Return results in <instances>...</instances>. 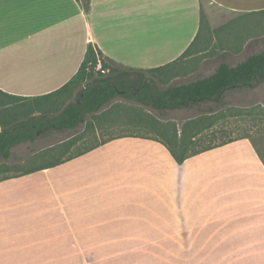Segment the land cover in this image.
Returning a JSON list of instances; mask_svg holds the SVG:
<instances>
[{
  "label": "crops",
  "instance_id": "1",
  "mask_svg": "<svg viewBox=\"0 0 264 264\" xmlns=\"http://www.w3.org/2000/svg\"><path fill=\"white\" fill-rule=\"evenodd\" d=\"M208 1L230 21L264 13V0ZM201 11L199 0H90L88 10L82 0H0V101L60 89L88 45L121 67L170 64L194 42ZM248 34L230 54H246L249 42L252 50L256 33ZM37 168L0 181V264L189 261L198 253L264 264V162L248 139L177 164L157 141L121 137Z\"/></svg>",
  "mask_w": 264,
  "mask_h": 264
},
{
  "label": "trees",
  "instance_id": "2",
  "mask_svg": "<svg viewBox=\"0 0 264 264\" xmlns=\"http://www.w3.org/2000/svg\"><path fill=\"white\" fill-rule=\"evenodd\" d=\"M82 3L84 9L88 10L90 0H82ZM227 25L220 28H225ZM214 32L210 31L201 11L200 29L192 45L176 61L149 70L118 66L108 59L104 60L100 51L88 45L77 73L60 89L30 99L11 97L13 103L20 102L15 108L10 107L9 103L6 107L5 101H0L2 108L0 109L2 128L0 130V160L8 161L12 154L11 150L22 143H34L39 137H49L53 133L75 131L85 124L84 133L45 151V153L49 152L48 155L52 160L44 164V168L57 166L121 137H141L157 141L169 151L177 164H182L190 157L236 140L248 139L264 162V154L257 148L253 137L249 134L252 129L235 126V124L231 126L233 123L229 121L230 118L242 116L239 110L226 107L228 97L254 91L264 85V49L247 56L236 66H230L225 62L219 63L210 75L185 84L160 88L152 78L145 75L146 73H149L151 77L159 75L160 81L176 76L178 72L173 71L178 66L193 54L200 56L206 50L204 47L208 48V37ZM97 55L101 58L102 67L108 70L105 75L94 71ZM117 99L158 113L165 110L198 109L202 105L208 108L202 114L185 122L179 133L176 126L172 124L164 125L152 117L135 114L129 117L127 115L122 123L144 131L146 136L117 134L112 131V128L115 123H121V119L110 120L114 114L107 113V107ZM32 108L38 110L40 116L16 121L18 116H25ZM223 109L226 111L223 112ZM258 109L264 116V105ZM115 110L119 113L118 107H115ZM219 121L222 123L217 125ZM86 135L88 139H91V143L72 152L74 146ZM147 135L153 137H147ZM40 169L30 168L21 173L26 174ZM3 170L1 168L0 172ZM9 177L0 178V181Z\"/></svg>",
  "mask_w": 264,
  "mask_h": 264
},
{
  "label": "rangeland",
  "instance_id": "3",
  "mask_svg": "<svg viewBox=\"0 0 264 264\" xmlns=\"http://www.w3.org/2000/svg\"><path fill=\"white\" fill-rule=\"evenodd\" d=\"M202 8V13L206 19V15L209 17V23L212 28L210 31H215L209 35L207 44H209L200 56H195L187 61L183 62L173 72H178L176 76L168 77L164 81L158 80V77H151L149 73H146V77L152 78L158 87L164 88L168 85L185 84L196 79H201L210 75L215 67L222 62L236 63L243 60L248 54L257 52L264 48V16L255 20L251 18L238 19L236 21H230L231 18L227 14L220 10L218 7L210 3L208 0H199ZM207 21V20H206ZM233 22V23H232ZM208 23V22H207ZM228 24L224 29L220 28ZM230 24V25H229ZM220 26V27H219ZM250 32L256 33V45H253L250 49V42L247 45V53L242 55L230 54V50H234L236 45L244 43L249 38ZM255 41V40H254ZM253 41V42H254ZM168 75V74H167ZM20 102H9L10 107H16ZM227 106L233 107L239 110L241 117L230 118L231 125L240 126L242 128H251L249 133L253 137V141L257 148L264 154V116L261 114L258 107L264 105V85L254 91L235 94L226 99ZM7 104V103H6ZM115 107H118L119 113H116ZM254 107V108H253ZM35 108V107H34ZM30 109V113L25 116H18L16 121L28 120L30 118L40 116V112L36 109ZM208 106L202 105L196 109H179V110H165L160 113L151 109L137 106L122 99L113 101L107 107V113H112L111 119H121V123H115L112 131L119 134L128 133L129 135L135 134L138 136H146L144 131L135 129L132 126L126 125L123 119L135 114H143L156 119L158 122L167 125L172 124L176 126L178 133L181 126L190 119L202 114L207 110ZM226 110L223 109V112ZM116 113V114H115ZM90 118V117H88ZM243 119V120H242ZM222 123L219 121L217 125ZM85 124L75 131H68L65 133H53L49 137H39L34 143H22L12 149V156L8 161L0 160V169L4 170L0 172V178L15 176L19 173L26 171L30 168L37 167L42 164H46L51 161V156L48 155L50 147L56 146L62 142L68 141L73 137H76L84 133ZM98 133V132H97ZM86 134V131H85ZM80 140L73 148L72 152H76L80 147L91 143V139L87 138ZM147 137H153L147 135ZM210 255V254H209ZM165 256V255H164ZM169 256V255H168ZM230 261H220L214 259H203L202 253L195 255V259L186 261L183 259H145L137 261H123L116 264H229ZM261 264V262H260Z\"/></svg>",
  "mask_w": 264,
  "mask_h": 264
},
{
  "label": "built area",
  "instance_id": "4",
  "mask_svg": "<svg viewBox=\"0 0 264 264\" xmlns=\"http://www.w3.org/2000/svg\"><path fill=\"white\" fill-rule=\"evenodd\" d=\"M94 71H95V73H99L101 75H105L108 73V70H106L102 67L101 58L98 57V55H97V63L95 65Z\"/></svg>",
  "mask_w": 264,
  "mask_h": 264
}]
</instances>
